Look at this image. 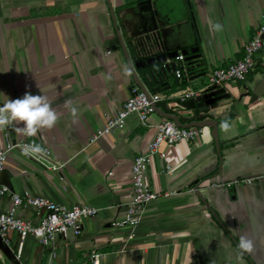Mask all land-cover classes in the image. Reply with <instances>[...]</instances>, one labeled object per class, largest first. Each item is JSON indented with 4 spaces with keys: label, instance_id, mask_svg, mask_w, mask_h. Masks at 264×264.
<instances>
[{
    "label": "crops",
    "instance_id": "crops-1",
    "mask_svg": "<svg viewBox=\"0 0 264 264\" xmlns=\"http://www.w3.org/2000/svg\"><path fill=\"white\" fill-rule=\"evenodd\" d=\"M263 17L264 0H0V105L29 91L46 95L59 115L55 127L34 137L15 126L0 130V146L32 138L62 165L43 170L20 150L9 152L0 209L9 205V192L27 191L97 210L81 220L77 235L69 230L48 246L26 237L17 260V235L9 233V249L0 241V264H88L91 250L100 264H264V49L243 80L206 86L208 71L239 58ZM144 55L146 63L160 60L146 81L138 71L143 62L135 60ZM163 61L182 69L181 77ZM136 82L163 97L147 125L132 113L122 127L93 139ZM182 89L198 94L179 101L174 95ZM66 100L78 109L75 118ZM169 116L183 126L201 123L202 132L161 145L151 157L145 180L170 195L148 202L131 227L122 222L129 164L152 138L154 123ZM243 178L251 181L232 182ZM16 215L39 219L30 206ZM242 238L251 250L240 246Z\"/></svg>",
    "mask_w": 264,
    "mask_h": 264
},
{
    "label": "built area",
    "instance_id": "built-area-1",
    "mask_svg": "<svg viewBox=\"0 0 264 264\" xmlns=\"http://www.w3.org/2000/svg\"><path fill=\"white\" fill-rule=\"evenodd\" d=\"M264 49V17L259 21L250 38L242 46V54L237 59H232L225 65H214L206 75V86H216L227 82L240 81L250 72L255 65L254 56L259 50ZM175 60H182V55L177 54ZM259 68L264 76V57L260 58ZM173 75L180 78L182 69L174 66ZM198 92L192 89H182L175 92L179 101L193 97ZM162 96L157 92L142 89L138 85H132L129 95L112 116H107L102 127L91 136L93 139L101 134L110 132L112 129L122 127L125 118L129 114H135L140 125L146 126L149 115L155 110V105ZM153 136L147 142L144 150L134 156L129 164L130 176V199L126 203L124 219L127 225L133 227L140 221L145 205L162 197L170 195L169 192H159L149 186L145 180V174L151 157L158 152L161 145L177 146L182 142L194 140L201 132V125L179 126L170 118H161L153 125ZM32 138L6 141L0 146V172L2 171L6 158L12 150H20L25 144L32 143ZM41 146V145H40ZM44 152L41 154L26 155L37 162L43 170H59L61 163L52 160L50 151L46 146H41ZM165 169H169L168 165ZM250 178L240 180L233 179V183H249ZM8 192L6 186L0 185V195ZM10 203L5 209H0V241L9 247V233L15 232L17 243L13 257L17 260L21 254L22 245L26 237L34 238L40 245L48 246L56 235L64 236L67 231L74 235L80 233L81 220L96 214V208L86 204H74L66 206L56 203L47 197L36 196L23 191L21 194L9 192ZM20 206H30L39 215L38 221L33 224L16 215ZM98 252L90 251L88 264H100Z\"/></svg>",
    "mask_w": 264,
    "mask_h": 264
},
{
    "label": "clouds",
    "instance_id": "clouds-1",
    "mask_svg": "<svg viewBox=\"0 0 264 264\" xmlns=\"http://www.w3.org/2000/svg\"><path fill=\"white\" fill-rule=\"evenodd\" d=\"M27 87V86H26ZM43 93V91L41 90ZM73 118L78 114V109L71 100H66L64 105ZM59 120L57 111L52 107L48 97L44 94L33 95L26 91L22 97L7 99L0 105V130L9 126H15V131L24 137H34L43 129L51 130ZM22 123L23 126H18ZM221 127L227 131L230 127L227 120L221 123ZM25 155L41 154L44 149L34 141L25 144L22 148ZM240 246L251 250V243L241 239Z\"/></svg>",
    "mask_w": 264,
    "mask_h": 264
},
{
    "label": "trees",
    "instance_id": "trees-1",
    "mask_svg": "<svg viewBox=\"0 0 264 264\" xmlns=\"http://www.w3.org/2000/svg\"><path fill=\"white\" fill-rule=\"evenodd\" d=\"M152 56H154V54H152ZM148 57H149V55H144V56H139V57H137L135 59L136 61L139 60V61H142L143 62L141 64V66L138 67V71H139V75H140L141 79H143L144 81H146V73L148 71L153 70L154 68H156L157 65L159 64V62L146 63L145 62V59H147ZM150 91H154V90L151 88Z\"/></svg>",
    "mask_w": 264,
    "mask_h": 264
},
{
    "label": "water",
    "instance_id": "water-1",
    "mask_svg": "<svg viewBox=\"0 0 264 264\" xmlns=\"http://www.w3.org/2000/svg\"><path fill=\"white\" fill-rule=\"evenodd\" d=\"M121 47L123 48V46H122V44H121ZM124 49V48H123ZM180 54V53H179ZM177 54H176V52L173 54V57H175ZM164 59V58H163ZM160 60H157L156 62H159ZM150 62H155L153 59H151V61ZM149 62V63H150ZM162 65H163V67H165L166 69H168V70H172L173 68H174V63L172 62V61H170V62H165V61H163L162 62ZM136 84L138 85V86H140L142 89H144V87L139 83V82H136ZM196 97V96H195ZM188 99H192V98H188ZM187 100V99H186ZM155 107V109H156V105L154 106ZM170 117V119H172V117L171 116H169ZM173 120V119H172ZM177 125H179V126H183V125H181V124H179V123H177L175 120H173ZM189 125V124H188ZM188 125H184V126H188ZM191 125H202L201 123H196V124H191ZM212 125V128H213V137L215 138V136H216V134H215V131H216V126H215V124L214 123H212L211 124ZM5 247L7 248V249H9V247L8 246H6L5 245Z\"/></svg>",
    "mask_w": 264,
    "mask_h": 264
}]
</instances>
